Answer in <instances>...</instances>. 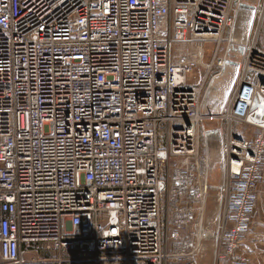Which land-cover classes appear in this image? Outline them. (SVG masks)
<instances>
[{
  "label": "built area",
  "instance_id": "built-area-1",
  "mask_svg": "<svg viewBox=\"0 0 264 264\" xmlns=\"http://www.w3.org/2000/svg\"><path fill=\"white\" fill-rule=\"evenodd\" d=\"M240 2L0 0V264H200L212 129L210 264H251L264 0L222 111L202 110Z\"/></svg>",
  "mask_w": 264,
  "mask_h": 264
},
{
  "label": "water",
  "instance_id": "water-1",
  "mask_svg": "<svg viewBox=\"0 0 264 264\" xmlns=\"http://www.w3.org/2000/svg\"><path fill=\"white\" fill-rule=\"evenodd\" d=\"M256 0H241L237 6L234 22L231 28L232 44L228 50L219 74L209 83L206 90L202 110L205 115H218L228 100L238 77L237 60L242 55L243 46L250 33L254 20V4ZM208 175L211 177L217 169H221L222 137L217 129L205 134Z\"/></svg>",
  "mask_w": 264,
  "mask_h": 264
},
{
  "label": "rangeland",
  "instance_id": "rangeland-1",
  "mask_svg": "<svg viewBox=\"0 0 264 264\" xmlns=\"http://www.w3.org/2000/svg\"><path fill=\"white\" fill-rule=\"evenodd\" d=\"M263 44H264V28L260 37V46H262ZM199 75H200V70L198 69L194 70L188 78L189 83L196 84L198 82ZM236 128L238 127H235V129ZM211 177H212L211 181L214 182V184L218 185L219 169H217ZM217 195H218L217 190L216 191L214 190V193L211 194L207 200V208H206L207 238L205 242V249L203 252V256L200 259V264H210L211 252H210L209 243L211 241L210 239L214 231L215 216L217 215L218 212L217 202H216ZM256 215H257V219H256L257 221L255 222V224H259L260 226H258L257 229H255L254 223L252 222L253 229H251V231L248 233L247 235L248 237H246L243 247H244V251L250 253L251 255V259H252L251 264H264V221H262V219L264 218V181L259 188V198L253 216L254 219L256 218ZM259 241L261 242L257 243Z\"/></svg>",
  "mask_w": 264,
  "mask_h": 264
},
{
  "label": "crops",
  "instance_id": "crops-1",
  "mask_svg": "<svg viewBox=\"0 0 264 264\" xmlns=\"http://www.w3.org/2000/svg\"><path fill=\"white\" fill-rule=\"evenodd\" d=\"M254 212H255V211H254ZM254 212H253V215H252V218H251V229H253V227H252V222L254 223L255 229H257V227L260 226L259 224H255V222L257 221L256 219H257V215H258V214L256 215V218L254 219V218H253V216H254ZM253 219H254V220H253ZM260 220H261V219H260ZM262 221H264V218L262 219ZM251 229H250V231H251ZM255 229H254V230H255ZM254 230H253V231H254ZM247 237H248V236H247ZM262 240H263V239H262ZM262 240H261V241H262ZM261 241H259V242H257V243H260ZM243 244H244V243H243ZM243 248H244V247H243ZM245 252H246V251H245ZM246 253L249 255V257H250V259H251V255H250V253H248V252H246ZM251 261H252V259H251Z\"/></svg>",
  "mask_w": 264,
  "mask_h": 264
},
{
  "label": "trees",
  "instance_id": "trees-1",
  "mask_svg": "<svg viewBox=\"0 0 264 264\" xmlns=\"http://www.w3.org/2000/svg\"><path fill=\"white\" fill-rule=\"evenodd\" d=\"M212 180V177L210 178V181H209V191H208V198L211 194L214 193V190L216 191V184H214V182L211 181Z\"/></svg>",
  "mask_w": 264,
  "mask_h": 264
}]
</instances>
